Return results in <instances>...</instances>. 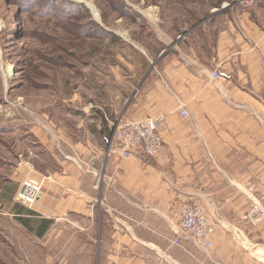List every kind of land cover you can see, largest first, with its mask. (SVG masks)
Wrapping results in <instances>:
<instances>
[{"label": "crops", "instance_id": "0c3cea01", "mask_svg": "<svg viewBox=\"0 0 264 264\" xmlns=\"http://www.w3.org/2000/svg\"><path fill=\"white\" fill-rule=\"evenodd\" d=\"M166 40L165 48L153 59L146 57L148 65L134 87L130 78L140 74L139 65L128 64L131 74L127 82L121 80L119 70L118 83L127 84L123 93L131 90L121 109L113 105L114 113L123 112L126 120L164 116L167 129L162 134L161 153L146 158L132 151L131 158H120L113 152L120 149L112 141L114 118L102 114L100 118L76 119L68 130L71 140L78 139L74 146L78 147L79 168L68 167V158L58 156V166L46 168L41 167L43 148L51 141L39 127L33 128L40 151L34 152L33 160L15 159L18 163L12 169L0 172V210L27 237L39 240L47 233L50 220L65 214L79 213L88 221L96 211L98 264H226L214 248L215 236L209 250L192 240L187 242L190 239L173 245L162 241L160 231L151 224L148 228L155 236L145 241L131 222L137 219L138 204H143L145 216L167 221L170 240L183 204L204 209L199 204L209 201L213 206L222 200L231 204L233 218L250 196L257 200L259 189L264 191V0L235 14H212L176 41ZM212 70L220 80L211 79ZM120 97L118 89L113 98ZM181 110L187 112L186 117L180 115ZM90 137L104 145L93 144ZM251 179L255 185H250ZM23 180L41 185V196L30 207L14 200ZM222 183L226 187L223 194L211 190ZM222 195L225 200L219 199ZM108 213L116 221L111 228L105 224ZM105 235H111L112 241H105ZM93 246L81 244V251L86 254ZM238 255L242 258H234L230 264H253ZM76 261L68 258L62 263ZM79 262L88 264V259ZM20 264H50V260L29 258Z\"/></svg>", "mask_w": 264, "mask_h": 264}, {"label": "rangeland", "instance_id": "374dc122", "mask_svg": "<svg viewBox=\"0 0 264 264\" xmlns=\"http://www.w3.org/2000/svg\"><path fill=\"white\" fill-rule=\"evenodd\" d=\"M87 1L94 12L79 0H0V172L12 169L18 163L15 159L33 160L34 152L40 151L32 133L35 127L51 141L43 148L45 156L41 167H57L58 156L68 158V167L79 168L78 147L74 146L78 139L71 140L68 130L80 118H100L105 114L107 118H114V123L117 118L124 117L121 111L114 113L113 105L115 103L118 110L121 109L123 98L131 89L123 93L127 84L118 83L119 70L121 80L127 82L131 74L128 64L139 65L140 74L135 79L130 78L134 87L148 65L146 57H155L164 49L166 39L176 41L212 14L220 11L222 15L229 11L235 14L258 2ZM7 68L11 71L8 76ZM118 89L122 91V98L115 99L113 95L117 96ZM89 139L95 145H104L97 138ZM8 156L13 158L12 161ZM102 159L103 156H99V162ZM255 184L251 179L250 185ZM211 190L223 194L226 187L222 183ZM96 192L95 188L94 198ZM255 192L251 191L254 195ZM258 192L259 198L252 200L250 196L242 211L238 210L241 213L236 212L233 218L229 211L231 204L225 205L222 200L213 206L209 201L199 204L214 229L215 237L212 238L218 258L226 264L234 258L241 259L238 254L250 263L264 264V217L256 224L244 218L254 205H264V191L259 189ZM219 199L225 200L224 195ZM138 206L137 219L135 223L131 222L137 236L145 241L154 238L148 228L154 224L161 233V240L170 242L167 221L148 218L144 205ZM105 221L109 228L116 222L112 213ZM50 222L47 233L39 240H33L13 218L0 210V264H20L29 258L49 259L50 264H68L62 262L74 258L78 260L74 264H81L79 261L85 257L88 264H98L94 250L98 242L96 211L88 221L78 213L65 214ZM175 226L177 223L171 231L172 237ZM83 227H89L88 231L82 230ZM110 236L105 235V241H112ZM86 243L94 246L85 254L81 244ZM225 245L228 246L226 250Z\"/></svg>", "mask_w": 264, "mask_h": 264}, {"label": "built area", "instance_id": "2783aa9c", "mask_svg": "<svg viewBox=\"0 0 264 264\" xmlns=\"http://www.w3.org/2000/svg\"><path fill=\"white\" fill-rule=\"evenodd\" d=\"M210 76L213 81L220 80V75L216 70H212ZM180 115L186 117L187 112L181 110ZM113 128L112 141L120 145V149L113 150V152L120 158H131L132 151H137L146 158H155L162 150V134L167 129V121L162 115L137 121L120 117L113 123ZM40 196L41 185L31 180H25L21 183L15 198L17 203L30 207L39 200ZM263 217L264 205L258 203L244 218L247 222L256 224ZM213 235L214 229L202 209L197 204L185 203L179 209L175 235L170 242L173 245H179L181 240L190 239L203 249L209 250L212 246Z\"/></svg>", "mask_w": 264, "mask_h": 264}, {"label": "bare ground", "instance_id": "6f19581e", "mask_svg": "<svg viewBox=\"0 0 264 264\" xmlns=\"http://www.w3.org/2000/svg\"><path fill=\"white\" fill-rule=\"evenodd\" d=\"M79 1L80 2H84L88 6V8L91 9L94 12L93 6L87 0H79ZM6 72H7V76H8L11 71H10L9 68H7V71Z\"/></svg>", "mask_w": 264, "mask_h": 264}]
</instances>
